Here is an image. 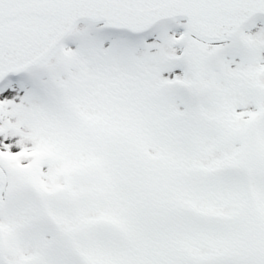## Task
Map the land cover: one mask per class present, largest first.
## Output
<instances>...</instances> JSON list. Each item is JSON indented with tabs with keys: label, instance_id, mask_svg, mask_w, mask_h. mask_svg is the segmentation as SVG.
I'll use <instances>...</instances> for the list:
<instances>
[{
	"label": "snow or ice",
	"instance_id": "obj_1",
	"mask_svg": "<svg viewBox=\"0 0 264 264\" xmlns=\"http://www.w3.org/2000/svg\"><path fill=\"white\" fill-rule=\"evenodd\" d=\"M0 264H264V0H0Z\"/></svg>",
	"mask_w": 264,
	"mask_h": 264
}]
</instances>
